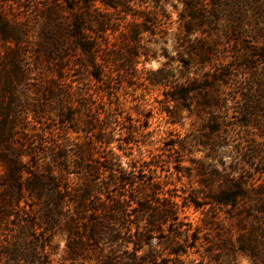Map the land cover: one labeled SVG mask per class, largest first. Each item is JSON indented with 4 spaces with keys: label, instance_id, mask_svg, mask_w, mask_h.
Segmentation results:
<instances>
[{
    "label": "trees",
    "instance_id": "trees-1",
    "mask_svg": "<svg viewBox=\"0 0 264 264\" xmlns=\"http://www.w3.org/2000/svg\"><path fill=\"white\" fill-rule=\"evenodd\" d=\"M61 1L67 3L73 15L67 22L65 36L52 35L51 42L47 40L37 51L39 60L45 58L47 63L57 67V76L44 83L39 95L48 98H41L44 102L52 100L59 108L61 119L55 126L62 128L60 138L45 141L48 138L46 127L50 130V126L40 123L33 130L25 124L29 116L34 119L39 115L40 118L46 116L43 106L30 104L28 96L26 104H17L15 100L16 88L23 89L33 72L24 62L26 59L18 64L15 53L0 54V264H56L54 239L60 235L65 241V255L58 264H150L158 259L155 251L149 248L150 241L169 231L174 233L169 224L177 218V205L173 199L177 196H170L169 190L164 192L162 184L153 178L160 168L158 164L164 163L162 150L153 151L152 157L146 159L140 148L134 156L131 139L135 132L130 124L124 127L126 138L122 151L125 152L118 155L109 150L111 140L106 138L107 133L97 130L100 120L96 116L86 124L76 123L81 109L90 113L89 102L84 100V104H80L82 108L64 102L71 100L66 80L69 77L77 79L74 68H80L82 63L73 60L67 51L72 49L70 53H78L82 58V66L89 77L100 85L104 103L103 98L109 96L105 89L113 84V70L116 75L127 69L137 72L139 59L148 57L140 52L141 42L136 38L142 30L128 28L120 34L117 44L108 45L109 33L114 29L106 13L116 9L120 0ZM206 1L183 2L184 16H180L183 36L191 37L199 31L193 22L198 18V11L202 12L206 7ZM50 5L45 7H53ZM232 8L227 6L226 11ZM232 14H227L228 21L236 23ZM222 15L225 12L218 3L210 11L204 10L203 18L214 19L216 23ZM53 16L45 14L46 25L40 29L42 36L44 30L59 21ZM0 17V46L18 41L24 44L25 35L20 29L12 32L1 29L3 22L7 25L6 18L9 17ZM234 32H239L237 27ZM207 35L211 38L213 34ZM66 43L68 46H64ZM215 46L211 40L204 46L191 42L186 51L187 60H181L182 53L154 71H140L148 86L165 88L158 107L174 120L170 122L171 126L178 123L176 120L182 110L201 117L214 105L210 95L215 88L229 85L230 73L221 69L214 72L201 69L198 74L190 75L189 69L197 63L198 51L203 52L200 63L204 68L211 65ZM108 48L111 54L106 52ZM131 50L137 54H131ZM22 55L25 57L24 52ZM173 63L178 64L180 79L176 77L177 68H173ZM107 68L109 71L105 76ZM67 69L72 74L68 72L66 78L63 74ZM253 79L250 89L241 97L242 102L239 101L240 116L244 120L242 127L255 117L254 111L260 112L264 108V76ZM72 92L77 93L73 88ZM48 93L52 97L45 96ZM109 114L107 111L106 118L111 121ZM14 119L24 122L15 123ZM202 123L204 125L194 131L190 142L205 149L211 145V134L216 127L209 120ZM173 131L167 128V136L162 140L163 151H182L189 143L186 139L172 140L169 133ZM72 134L76 136L73 138ZM236 152L249 161L255 158L248 157L240 149ZM122 158H126V162ZM193 164L187 168L189 171L191 168L202 169L198 163ZM235 171H238L236 167L225 176L216 174L217 182L205 184L201 192L193 190L196 198L202 195L205 203L201 206L212 204L228 210L245 207V202L253 197L254 186L250 185L244 172L231 175ZM263 174L264 170L260 172ZM191 194L184 191L183 199L188 206L199 209L200 204L191 200ZM168 238L171 249L168 255L182 257L185 253L178 250L181 248L179 238L173 234Z\"/></svg>",
    "mask_w": 264,
    "mask_h": 264
},
{
    "label": "rangeland",
    "instance_id": "rangeland-1",
    "mask_svg": "<svg viewBox=\"0 0 264 264\" xmlns=\"http://www.w3.org/2000/svg\"><path fill=\"white\" fill-rule=\"evenodd\" d=\"M185 1L120 0L116 9L106 13L114 29L109 33L108 45L117 44L118 37L126 29L138 31L139 28L142 33L136 38L141 42L140 52L148 57L139 59L141 63L136 67L137 72L127 69L116 75L113 70V84L111 88L105 89L109 96H105V102L102 103L100 85L89 77L87 69L82 66L84 61L78 53H70L72 49L66 47L69 50L68 55L82 63L80 68H74L77 79L69 77L66 80V86L71 90V100L64 102L71 104V107L81 108L80 104L83 105L84 100L89 102L90 113L86 114L81 109L76 123L86 124L90 118L96 116L100 120L97 130L107 133L106 138L111 140L108 148L118 155L125 152L122 151L126 138L124 127L130 124L135 132L131 139V153L134 156H137L140 148L146 159L152 157L153 151L159 148L162 150L164 163L158 164L160 168L153 178L162 184L164 192L169 190L170 196H177L173 198L174 204L177 205V218L174 222L170 220L169 224L174 233L169 231L168 234H161L150 241L149 248L158 256V259L150 264H264V174L260 175L264 170V108L260 112L254 111L255 117H249L250 123L242 127L241 122L244 120L240 116L239 103L245 90L250 89L253 78L264 76V0H207L204 2L206 7L202 9L210 11L211 7L219 3L225 15L215 23L214 19L203 18L204 10L198 11V18L194 20L193 25L199 31L191 37L183 36L181 31L180 16H184ZM47 4L53 7H45ZM227 6L233 8L227 12ZM47 13H51L59 21L55 26L44 30L42 36L40 29L46 25ZM229 13H233L236 23L228 21ZM0 14L9 17L6 18L7 25L3 22L1 26L4 32L20 29L25 35L24 44L18 41L16 44L0 46V54L9 51L15 53L17 63L26 59L24 62L33 72L23 89L16 88L15 100L17 104H26L28 96L30 104L42 105V111L46 114L35 119L29 116L25 124L30 125L32 129L40 123L50 126V130L46 127L48 138L45 141L60 138L62 128L55 126L61 119L58 116L59 108L52 100L44 102L48 98L39 95V89L44 83L54 80L57 76V67L47 63L45 58L39 60L37 51L41 50L40 46L47 40L51 42L52 35L65 36L67 22L73 15L67 3L61 0H0ZM235 27L238 33L234 32ZM210 32L213 34L211 38L207 35ZM210 40L216 45L214 56H211V65L202 67L200 62L203 52L198 51L197 63L189 69L190 75L198 74L201 69L209 72L221 69L224 73H230L229 85L220 88L215 86L210 95L214 105L201 117L182 110L176 120L178 123L171 126L170 122L174 120L158 107L159 101H163L165 88L148 86L144 74L141 73L154 71L167 63L168 59L182 53L181 60H187L189 43L204 46ZM64 46H68L67 43ZM106 52L111 54L109 48ZM130 52L137 54L135 50ZM177 66V63H173V68H177L176 77L180 79ZM18 68L20 70V65ZM105 71L107 76L108 68ZM64 72L66 78L68 72L72 74L69 69ZM72 88L80 94L79 97L77 93L72 92ZM45 96L52 97L49 93ZM168 109L170 110V107ZM107 111H110L109 118L112 117L113 120H107ZM207 120L212 121L216 129L211 134V145L204 149L197 143H191L190 139L194 131L204 125L202 122ZM14 122L20 124L24 121L17 122L14 119ZM169 127L174 129L169 133L173 136L172 140H189L182 151H163L162 140L167 136L166 130ZM72 141L76 142L75 139ZM237 149L244 151L248 157L255 158L249 161L240 154L239 156ZM122 159L126 162V158ZM193 163H198L202 169L191 168L192 171H189L187 168L193 167ZM235 167L238 171L231 175L238 176L244 172L250 185L254 186L253 197L245 202V207L228 210L212 204L201 206L205 201L202 195L196 198L193 190L201 192L205 184L217 182L216 174L225 176ZM184 191L192 192L191 200L200 204L199 209L188 206L189 203L183 199ZM172 234L179 238L181 248L178 250L185 253L180 258L168 255L171 250L168 247V237ZM54 243L56 251L53 258L58 264L65 255V241L60 235L54 239Z\"/></svg>",
    "mask_w": 264,
    "mask_h": 264
}]
</instances>
